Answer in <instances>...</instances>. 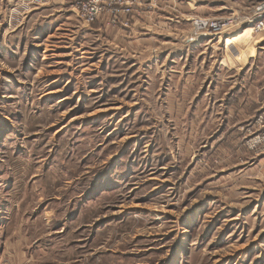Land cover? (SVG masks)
I'll use <instances>...</instances> for the list:
<instances>
[{"label":"rangeland","instance_id":"374dc122","mask_svg":"<svg viewBox=\"0 0 264 264\" xmlns=\"http://www.w3.org/2000/svg\"><path fill=\"white\" fill-rule=\"evenodd\" d=\"M76 1L0 15V264H264V107L224 94L264 83L257 0Z\"/></svg>","mask_w":264,"mask_h":264},{"label":"built area","instance_id":"2783aa9c","mask_svg":"<svg viewBox=\"0 0 264 264\" xmlns=\"http://www.w3.org/2000/svg\"><path fill=\"white\" fill-rule=\"evenodd\" d=\"M16 0H0V15L8 10V6L15 3ZM102 0H77L75 5L81 10V13L86 21L92 22L103 10ZM116 0H109V4L112 5ZM134 4H128L126 13H132V7ZM13 10V8H11ZM192 18V39L203 38L208 34L222 35L227 33L231 28L237 24L239 16L235 13L222 15L220 17H209L193 15ZM244 25L252 27V32L261 33L264 31V0H257L250 8V14L242 21ZM258 121L264 127V114L259 116ZM264 138V134H263Z\"/></svg>","mask_w":264,"mask_h":264},{"label":"crops","instance_id":"0c3cea01","mask_svg":"<svg viewBox=\"0 0 264 264\" xmlns=\"http://www.w3.org/2000/svg\"><path fill=\"white\" fill-rule=\"evenodd\" d=\"M194 2V0H191ZM174 2V1H173ZM195 4V2H194ZM245 30H250L251 31V25L246 26ZM191 33V32H190ZM192 33L189 38L185 40L187 44L190 45V43H198L201 44L202 46L207 47V45H210L211 42L213 41H208L209 38H205L203 36V40H196L192 39ZM224 38V39H223ZM223 46L226 47V40L227 38L223 36ZM185 43V44H186ZM217 43H221V40L217 41ZM257 58L255 59H250L249 63L251 64L252 62H255ZM258 68L253 67L246 69L243 72H239V74L236 76L234 83L235 86L234 88L230 89L229 91L225 92L224 94H229L228 99L225 102V106L230 109L233 108L235 103L238 102L239 108L241 110L245 111H255L257 112L258 110H261L264 107V83L261 82L258 78ZM232 77V76H231ZM264 159V158H261ZM264 164V163H263ZM262 164V165H263Z\"/></svg>","mask_w":264,"mask_h":264},{"label":"bare ground","instance_id":"6f19581e","mask_svg":"<svg viewBox=\"0 0 264 264\" xmlns=\"http://www.w3.org/2000/svg\"><path fill=\"white\" fill-rule=\"evenodd\" d=\"M251 31H252V27H251Z\"/></svg>","mask_w":264,"mask_h":264}]
</instances>
